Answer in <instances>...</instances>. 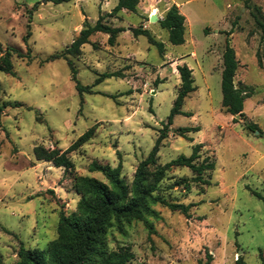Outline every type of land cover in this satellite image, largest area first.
Here are the masks:
<instances>
[{
  "label": "rangeland",
  "instance_id": "374dc122",
  "mask_svg": "<svg viewBox=\"0 0 264 264\" xmlns=\"http://www.w3.org/2000/svg\"><path fill=\"white\" fill-rule=\"evenodd\" d=\"M117 3L0 0V44L4 51L13 49L15 73L0 72V105L6 107L0 117V264H18L21 247L47 250L58 239L62 214L77 213L83 198L77 180L109 183L103 172L92 170L94 164L121 165V177L131 188L138 165L168 121L183 65L195 79L196 91L183 106L193 116L175 118L150 172L190 157L197 144H203L197 163L209 160L216 168L201 181L189 168L169 169L156 195L192 205L190 217L158 204L152 208L157 216L145 222L113 221L104 245L108 251L128 247L135 254L130 264H207L209 256V264H238L239 259L263 264L264 201L256 193L264 198V68L258 62L260 53L264 63V34L256 9L264 15V0H141L137 14L113 15ZM174 5L186 17L181 46L172 45L168 31L150 21L154 10L163 19ZM100 18L126 29L115 45L109 35L97 33L79 53L66 54L86 23L93 26ZM140 27L165 45L164 56L147 37L134 35L132 29ZM227 39L240 62L236 87L253 89L244 103L246 118L238 122L222 105ZM52 55L64 57L42 63ZM69 61L93 94L78 93ZM104 74L117 76L95 85ZM248 124L260 131L248 130ZM194 127L201 130L185 136L177 132ZM90 130L93 137L68 155L72 170L36 159V148L65 152Z\"/></svg>",
  "mask_w": 264,
  "mask_h": 264
},
{
  "label": "trees",
  "instance_id": "16d2710c",
  "mask_svg": "<svg viewBox=\"0 0 264 264\" xmlns=\"http://www.w3.org/2000/svg\"><path fill=\"white\" fill-rule=\"evenodd\" d=\"M117 6L113 11V15H118L122 11L132 14L138 13V7L141 0H117ZM262 19L256 17L257 26L264 34V15L260 8L256 9ZM100 18L95 25L86 23L85 28L81 31L79 37L66 50V54L75 55L80 52L81 47L90 42V37L97 33L109 35V44L115 45L116 38L126 31L122 27H112L103 22ZM160 26L169 33V41L174 46H181L186 43V17L180 12L177 5L172 6L165 14L164 18L159 21ZM135 36H145L151 45L159 49L161 55H165V45L157 41L148 29L140 27L132 29ZM208 34V29H206ZM234 31L225 32L227 38L233 35ZM28 33L24 41L28 44ZM0 50L3 55L0 58V72L15 76L13 72L12 48L3 50L0 44ZM31 53V49H28ZM20 57H24L19 53ZM61 55H52L45 59L42 63L53 62ZM258 62L261 68H264L262 56L258 53ZM72 70V78L76 82V89L82 96L84 93L93 94V87L83 86L77 79V71L73 67L72 61H69ZM240 67L235 49L230 43V39L226 40L223 52V71H222V92H223V108L226 113L231 116L240 115L242 119L246 118L244 113V103L246 99L253 95V89L249 87L238 88L235 85V78ZM178 72L181 79V87L179 89L174 106L171 110L168 121L162 123L163 128L160 129L159 137L153 150L149 156L143 160L137 167L132 186L126 183L121 177L122 166L112 169L109 166H100L94 164L92 170L100 171L105 174L108 184L101 182L95 178L82 177L77 180V190L83 195L79 203L78 212L65 216L62 214L59 223V237L53 241L47 250L39 248L26 249L21 247L19 251L18 264H130L135 259V254L128 247H121L117 251H108L104 245V236L112 222L122 223L123 221H146L147 216H157L152 209L158 204L164 205L172 212H179L190 217L189 211L192 205L174 204L163 199L160 195H156L159 191V185L163 181L166 172L172 167L189 168L198 175L197 180H202V175L206 172L215 170L214 162L205 160L198 164L197 160L201 158V150L203 144H197L193 147V153L190 157L180 156L170 163L157 168L156 172L151 173L150 169L157 166L158 154L160 152L162 142L168 137L170 127L173 126L177 116L185 114L193 116L191 113H184L183 106L186 99L196 91L193 70L187 65L178 66ZM115 74H104L97 79L96 84L102 82L106 78H112ZM1 93V85H0ZM15 107L22 106L16 103ZM4 106L0 105V117L4 111ZM238 122L237 119H234ZM248 130L252 132L260 131L257 124H248ZM199 127L180 128L178 134L185 136L187 133L199 132ZM93 137V130L83 135L77 143L72 145L67 151L60 149L46 150L38 147L35 150L36 159L53 163L57 168H65L70 171L74 168V163L69 158V154L78 150L83 144ZM193 141V139H189ZM256 195L264 201V198L256 193ZM212 260L209 256L207 264ZM264 264V258L262 257ZM238 264H246L243 259L238 260Z\"/></svg>",
  "mask_w": 264,
  "mask_h": 264
},
{
  "label": "water",
  "instance_id": "95a60500",
  "mask_svg": "<svg viewBox=\"0 0 264 264\" xmlns=\"http://www.w3.org/2000/svg\"><path fill=\"white\" fill-rule=\"evenodd\" d=\"M159 20H160L159 17H151V19H150V21H151L152 23H158ZM235 119L239 120V119H241V116H240V115H237V116H235ZM258 134H259V132H258Z\"/></svg>",
  "mask_w": 264,
  "mask_h": 264
},
{
  "label": "crops",
  "instance_id": "0c3cea01",
  "mask_svg": "<svg viewBox=\"0 0 264 264\" xmlns=\"http://www.w3.org/2000/svg\"><path fill=\"white\" fill-rule=\"evenodd\" d=\"M177 6H178V5H177ZM178 7H179V6H178ZM170 8H171V7H169L168 10H169ZM179 9H180V7H179ZM168 10H167V11H168ZM155 16L158 17V15H155ZM160 20H162V19H160ZM193 55L195 56V53H194ZM222 71H223V68H222Z\"/></svg>",
  "mask_w": 264,
  "mask_h": 264
},
{
  "label": "bare ground",
  "instance_id": "6f19581e",
  "mask_svg": "<svg viewBox=\"0 0 264 264\" xmlns=\"http://www.w3.org/2000/svg\"><path fill=\"white\" fill-rule=\"evenodd\" d=\"M152 13H153L152 17H156L155 15H156L157 11L154 10V12H152Z\"/></svg>",
  "mask_w": 264,
  "mask_h": 264
}]
</instances>
